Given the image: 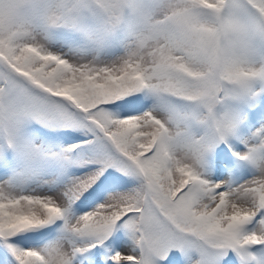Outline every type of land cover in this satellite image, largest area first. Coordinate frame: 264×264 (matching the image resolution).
<instances>
[{"label": "snow or ice", "instance_id": "snow-or-ice-1", "mask_svg": "<svg viewBox=\"0 0 264 264\" xmlns=\"http://www.w3.org/2000/svg\"><path fill=\"white\" fill-rule=\"evenodd\" d=\"M0 264H264V0H0Z\"/></svg>", "mask_w": 264, "mask_h": 264}]
</instances>
